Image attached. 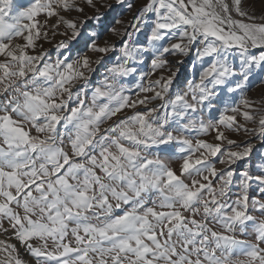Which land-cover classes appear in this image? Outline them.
I'll use <instances>...</instances> for the list:
<instances>
[{"label": "snow or ice", "instance_id": "6c2138e0", "mask_svg": "<svg viewBox=\"0 0 264 264\" xmlns=\"http://www.w3.org/2000/svg\"><path fill=\"white\" fill-rule=\"evenodd\" d=\"M84 3L96 8L94 0ZM73 11L84 12L77 0H0L2 233L35 264H264V200L250 203L248 194L255 183L264 195V165L255 175L247 167L238 174L235 165L251 158L254 145L229 135L243 130L264 139V101L257 107L241 96L207 121L194 118L221 94L243 93L255 67L264 71V51H250L264 49V22L245 0H146L133 31L123 33L121 55L90 86L93 63L102 65L117 48L93 32L86 47L99 54L94 61L65 57L84 27L65 15ZM149 14L155 19L147 25ZM103 15L96 8L85 19ZM142 28L150 29L148 48L134 49ZM56 35L64 39L52 60L40 41ZM193 48L198 79L173 94L179 68L169 57ZM149 49L150 72L140 74L132 94L120 81L137 73L129 61ZM190 130L212 140L193 141ZM11 237L0 239V264H29Z\"/></svg>", "mask_w": 264, "mask_h": 264}, {"label": "rangeland", "instance_id": "374dc122", "mask_svg": "<svg viewBox=\"0 0 264 264\" xmlns=\"http://www.w3.org/2000/svg\"><path fill=\"white\" fill-rule=\"evenodd\" d=\"M26 2L27 0H14V3L16 4H25ZM77 3H79V5L84 8V12L79 13L73 11L71 13H65V15L69 16L70 18L77 19L78 21H84V27L82 29L81 37L78 38L77 41L73 42L70 51L64 52V56L67 57L71 55L72 58H75L77 53H80L88 55L94 61L99 54L89 51V49L86 47V45L90 42V34L93 32L97 34V36L93 38L97 39L98 43L103 44L105 41L114 42L117 48L116 52L108 54L102 65L98 66L93 63L92 67L95 68L96 71L90 75V86H95L103 80V77L106 74V68L111 66V63L115 62L117 57L121 55V53L119 52V48L121 46L120 40L122 38L127 39V37L123 36V33L125 32V30L129 32L133 31L132 27H130V25L135 22L133 17L134 15L138 14L137 10L144 3H146V0H125L124 5L116 4L115 0H94L96 8H99L100 11L104 13V15L100 17V19H85V17L91 18L96 13V8L88 6L84 3V0H77ZM108 4H111L112 8H108L105 6ZM127 4H133V8L129 10L127 8ZM245 6L247 7L250 14H254L257 22H264L261 19L262 17H264V0H245ZM154 19V15L149 14V16L145 17V24L150 25L152 23V20ZM41 20H43V16L41 17ZM117 21H119V23H117ZM50 23H54V18L50 21ZM111 28L117 29L121 35H114L109 31V29ZM59 31L63 32L64 28L61 27ZM149 31V28H142V31L140 33H137L133 37L132 47L134 49L141 46L144 48H148L146 37L149 34ZM61 39H64V37L56 35L55 37L50 36L48 40L40 41V43L43 45V48L48 50V53L52 60H55L58 56L55 45ZM250 51L256 55H259L260 51H264V49H250ZM152 55L153 53L151 49H149L147 52L136 54L135 59L129 61L130 66L137 68L138 71L130 77L123 78L120 82L127 88L131 89L132 94H134V92L136 91V85L140 81V74H147L150 72ZM169 59L172 60L175 67L179 68V73L173 82L172 88L170 89L171 93L175 94L177 92L186 90V82L188 80L198 79L201 66L200 62L195 60L194 48L192 52L186 57H169ZM177 59L181 60L182 62L179 64H175V61ZM233 63L237 65V71H239L238 66L240 61L238 55L234 59ZM150 78L154 79L155 76H152ZM143 82L146 84L147 79H145ZM231 86L235 87V83H233ZM242 87L244 88L243 93L239 91H237L235 95H233L232 93H224L220 95L219 99L214 98L212 102L213 108L209 109L205 107L202 112L198 113L194 118L197 120L202 118L207 121L211 118V116L218 115L219 111L223 110V108L226 106V102L235 101V103L238 104L241 96H246L250 100L255 101L257 107H259L261 102L264 101V71H262L258 66L255 67L253 69V73L250 77L249 82L243 84ZM217 92L219 93L220 90L217 89ZM90 95L91 93L89 92V97ZM153 103L155 104L158 102ZM126 112L127 114H130V110H126ZM240 121L241 123H245L242 117L240 118ZM246 126L248 128L255 127V125L251 122H247ZM186 134L190 139H193V141L201 138L208 139L210 141L212 140L211 133L207 136H204L203 134H198L195 130H190L189 133ZM229 135L238 143L241 141H245L250 142L254 145V151L251 158L244 161L243 163L237 162V164L235 165L237 173L239 174V172L243 171V169L247 167L250 171L253 172L254 175L257 174L260 167L264 165V139H261L254 133H245L243 130L238 133H229ZM178 163V161H174L173 166H177ZM220 166L221 165L219 164L217 165V167ZM239 192V186H234L231 189L230 193L232 199H235V196L239 194ZM248 194L250 197V203L252 199L264 200V195L261 194L260 187L255 183L251 184L248 190ZM252 214L256 216L260 215L258 210H253ZM210 226L213 227L216 231L223 230L221 226L215 223H211ZM5 227H7V225H5ZM249 231H251V229H249ZM237 236L241 239H253L251 235L244 236L240 233H237ZM9 237H11L10 232L7 234H3L2 230H0V239H8ZM11 243L17 245L21 255L29 259V264H35V259L28 254V252L24 249V246L19 244L14 237H11ZM261 246L264 247V245Z\"/></svg>", "mask_w": 264, "mask_h": 264}, {"label": "bare ground", "instance_id": "6f19581e", "mask_svg": "<svg viewBox=\"0 0 264 264\" xmlns=\"http://www.w3.org/2000/svg\"><path fill=\"white\" fill-rule=\"evenodd\" d=\"M24 258H25V260L29 261V259H28V258H26V257H24Z\"/></svg>", "mask_w": 264, "mask_h": 264}]
</instances>
